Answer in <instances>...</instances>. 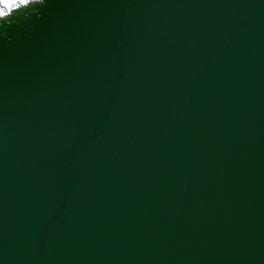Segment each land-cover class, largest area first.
<instances>
[{"label": "water", "instance_id": "95a60500", "mask_svg": "<svg viewBox=\"0 0 264 264\" xmlns=\"http://www.w3.org/2000/svg\"><path fill=\"white\" fill-rule=\"evenodd\" d=\"M0 264H264V0L0 18Z\"/></svg>", "mask_w": 264, "mask_h": 264}, {"label": "snow or ice", "instance_id": "6c2138e0", "mask_svg": "<svg viewBox=\"0 0 264 264\" xmlns=\"http://www.w3.org/2000/svg\"><path fill=\"white\" fill-rule=\"evenodd\" d=\"M30 3V0H0V18L9 17V15L15 9L26 6Z\"/></svg>", "mask_w": 264, "mask_h": 264}]
</instances>
